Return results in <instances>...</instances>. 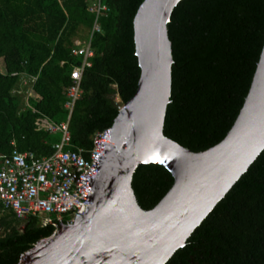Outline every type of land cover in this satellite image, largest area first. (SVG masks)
<instances>
[{
  "label": "trees",
  "instance_id": "obj_1",
  "mask_svg": "<svg viewBox=\"0 0 264 264\" xmlns=\"http://www.w3.org/2000/svg\"><path fill=\"white\" fill-rule=\"evenodd\" d=\"M102 2L109 11L93 38L96 55L82 74L83 92L69 123L74 148H91L93 135L113 126L140 78L133 20L143 0ZM88 4L0 0V163L15 148L40 157L52 153L60 135L39 129L36 121L67 118L66 88L81 61L72 53L74 41L88 37L94 20ZM168 33L174 65L164 133L205 151L223 140L248 94L264 46V0H182ZM23 77L36 80L24 86ZM173 182L165 167L148 164L136 169L132 186L149 210ZM53 233L36 218L0 213V264H18ZM166 264H264V150Z\"/></svg>",
  "mask_w": 264,
  "mask_h": 264
},
{
  "label": "water",
  "instance_id": "obj_2",
  "mask_svg": "<svg viewBox=\"0 0 264 264\" xmlns=\"http://www.w3.org/2000/svg\"><path fill=\"white\" fill-rule=\"evenodd\" d=\"M182 0H143L134 20L140 78L119 107L91 206L74 223L21 255L18 264H166L247 172L264 150V46L248 94L226 136L195 152L164 133L172 94L168 24ZM165 167L174 182L152 209L132 186L140 165Z\"/></svg>",
  "mask_w": 264,
  "mask_h": 264
},
{
  "label": "built area",
  "instance_id": "obj_3",
  "mask_svg": "<svg viewBox=\"0 0 264 264\" xmlns=\"http://www.w3.org/2000/svg\"><path fill=\"white\" fill-rule=\"evenodd\" d=\"M88 10L94 16L88 37L74 41L72 53L81 61L72 69L71 84L66 88L67 118L59 123L47 118L36 121L39 129L60 135L52 144V153L40 157L33 151L15 148L0 163V213H12L20 221L36 218L40 226L53 227L54 232L61 221L74 223L77 217L87 214L93 182L112 132V127L96 132L89 149L74 148L72 144L69 123L83 92L82 74L92 66L96 55L92 41L102 31L101 18L108 14L109 7L102 0H89ZM35 80L23 77V85Z\"/></svg>",
  "mask_w": 264,
  "mask_h": 264
},
{
  "label": "rangeland",
  "instance_id": "obj_4",
  "mask_svg": "<svg viewBox=\"0 0 264 264\" xmlns=\"http://www.w3.org/2000/svg\"><path fill=\"white\" fill-rule=\"evenodd\" d=\"M0 61H1V60H0ZM1 69H2V68H1V66H0V70H1ZM23 89H24V91H25V90H27V88H24V87H23ZM22 93H23L24 95H26V93H25V92H22ZM117 101H120V99H119V98H117ZM57 136H58V135H57Z\"/></svg>",
  "mask_w": 264,
  "mask_h": 264
},
{
  "label": "crops",
  "instance_id": "obj_5",
  "mask_svg": "<svg viewBox=\"0 0 264 264\" xmlns=\"http://www.w3.org/2000/svg\"><path fill=\"white\" fill-rule=\"evenodd\" d=\"M3 60L1 59V61H0V66H1V68H3ZM2 70V69H1Z\"/></svg>",
  "mask_w": 264,
  "mask_h": 264
},
{
  "label": "flooded vegetation",
  "instance_id": "obj_6",
  "mask_svg": "<svg viewBox=\"0 0 264 264\" xmlns=\"http://www.w3.org/2000/svg\"><path fill=\"white\" fill-rule=\"evenodd\" d=\"M28 219H25L24 221H27Z\"/></svg>",
  "mask_w": 264,
  "mask_h": 264
}]
</instances>
